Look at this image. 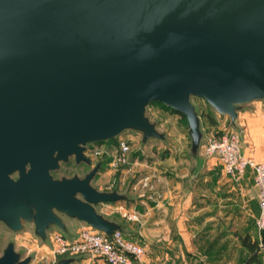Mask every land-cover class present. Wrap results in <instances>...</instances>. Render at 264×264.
<instances>
[{
	"label": "water",
	"instance_id": "water-1",
	"mask_svg": "<svg viewBox=\"0 0 264 264\" xmlns=\"http://www.w3.org/2000/svg\"><path fill=\"white\" fill-rule=\"evenodd\" d=\"M200 98L238 117L264 101V0H0V222L34 224L43 241L63 216L112 235L99 204L126 200L84 178L53 173L89 144L139 132L164 139L155 102L184 115L197 154ZM18 173V179L12 175ZM13 243L0 264H30ZM64 258L57 264H71Z\"/></svg>",
	"mask_w": 264,
	"mask_h": 264
},
{
	"label": "crops",
	"instance_id": "crops-1",
	"mask_svg": "<svg viewBox=\"0 0 264 264\" xmlns=\"http://www.w3.org/2000/svg\"><path fill=\"white\" fill-rule=\"evenodd\" d=\"M209 112L221 122L220 114ZM237 118L243 155L264 163V103L255 101L249 109H241ZM189 160L173 164L169 170L173 177L166 179L156 173L151 193L132 199L126 196L116 216L109 219L121 226L127 239L145 247L142 264H235L234 257H229L231 235L230 227L223 224L224 216L235 221L238 215L250 214L257 230L259 205L254 171L248 169L240 178L230 177L218 159H207L202 151L193 154L191 150ZM180 164L188 170H181ZM126 208L136 213L138 220L124 217ZM246 236L257 241L260 249L261 240L255 230L250 236L237 237L240 247L248 252L240 242ZM260 254L254 262L249 254L248 264L263 263Z\"/></svg>",
	"mask_w": 264,
	"mask_h": 264
},
{
	"label": "rangeland",
	"instance_id": "rangeland-1",
	"mask_svg": "<svg viewBox=\"0 0 264 264\" xmlns=\"http://www.w3.org/2000/svg\"><path fill=\"white\" fill-rule=\"evenodd\" d=\"M192 102L201 117V131L203 136L199 152L202 151L203 153L205 143L212 136H217L221 132H226L228 130L241 132L240 125L238 126L237 123L238 118L232 121L229 116L220 115V117H222L220 122L212 116L213 122H210L205 115H208L210 113L209 111H211L212 114L214 113V115L217 112L203 99L194 97L192 98ZM262 103L264 102L262 101ZM254 104L255 102L243 105L241 109H249ZM166 107L164 104L162 105L159 102H155L147 109V116L150 118L151 122L156 124L158 131L164 134V139H151L147 142H143L141 133L126 131L115 140L89 144L87 146L86 156L90 157L93 161L91 169L98 164L102 165L93 180L92 184L94 187L103 192L118 191L129 199L136 198L140 194H148L153 191L152 185L153 181L156 179V173L166 179L171 176L173 177V175L169 174V170L173 164L175 163L177 166L179 160L183 161L186 159L187 161V159H190L192 141L189 134L187 119L172 111L171 108ZM220 124L223 126L221 129L218 128ZM121 142L126 143L130 147V151L126 155L121 151ZM121 157H125L127 162H119ZM203 157H206L204 153ZM206 158L217 160V158L214 157ZM61 166L62 168L59 171L53 173L56 179H61L63 177L71 178L75 175L83 177L88 171L86 167L76 166L73 162L62 164ZM179 166H181V164ZM186 167L185 170V167L181 166V170L187 171L188 166ZM183 171L180 172L181 175L185 174ZM146 178H148L147 186L144 184ZM124 201L99 204L96 209L100 214L110 219L116 216V211L120 209L119 205L124 203ZM127 205L130 207L131 203L128 202ZM127 208L125 209V213L133 214L128 212ZM63 219L67 226V232L63 231L66 238L74 240L78 235L79 229L85 226V223L65 216ZM233 221L234 220L227 218V216H224L223 224L226 227H230L229 233L231 235V255L229 257H234L235 264H248L250 258L249 253L240 247L239 243H237V237L239 235L250 236L255 230L256 236L261 240L262 246L258 250V255L259 252H261L260 255L261 259H263V263L256 262L254 264H264V249L261 250V248H264V233L260 235L258 229H255L253 217L250 214L245 216L238 215L235 221ZM232 228L234 231H231ZM58 229L59 228L54 227L48 231L47 239L43 241L35 234L34 224L26 223L23 230L13 232L4 224L0 223L1 252L6 249L9 243H14L17 252L21 254L22 258H32L30 264H57V262L64 259L54 252L52 238L53 234L57 232ZM68 258L74 259V262L71 264H104L102 259L90 254L73 255Z\"/></svg>",
	"mask_w": 264,
	"mask_h": 264
},
{
	"label": "built area",
	"instance_id": "built-area-1",
	"mask_svg": "<svg viewBox=\"0 0 264 264\" xmlns=\"http://www.w3.org/2000/svg\"><path fill=\"white\" fill-rule=\"evenodd\" d=\"M121 151L126 155L130 151L129 145L120 144ZM206 157L217 158L227 175L240 178L248 169L254 171L255 186L258 190L259 216L256 219V227L259 234L264 233V163H259L242 153L240 133L228 130L217 136L210 137L203 147ZM119 162L126 163L127 159L121 157ZM148 185V178L145 180ZM124 216L129 220H138L136 213ZM54 252L60 256L71 257L79 254H90L102 259L106 264H142L146 250L141 244L127 239L121 230L114 231L112 235L95 230L85 224L82 226L74 240L57 231L53 234Z\"/></svg>",
	"mask_w": 264,
	"mask_h": 264
},
{
	"label": "trees",
	"instance_id": "trees-1",
	"mask_svg": "<svg viewBox=\"0 0 264 264\" xmlns=\"http://www.w3.org/2000/svg\"><path fill=\"white\" fill-rule=\"evenodd\" d=\"M162 104V103H161ZM163 105V104H162ZM165 106V105H164ZM166 107V106H165ZM168 108V107H166ZM170 108V107H169ZM172 111H174L173 109H171ZM175 113H177L178 115L185 117L184 115H182L181 113L174 111ZM204 116V115H203ZM207 116V118L209 119L210 122H213V117L212 115L209 113ZM221 134V133H220ZM218 134V135H220ZM65 235V233H64ZM66 236V235H65ZM240 242L242 244V246L248 250L251 258L250 261L254 262L255 260H257V255H258V250H259V243L257 241H252L250 239V237L246 236V237H241L240 238ZM63 258L67 257V256H62Z\"/></svg>",
	"mask_w": 264,
	"mask_h": 264
},
{
	"label": "flooded vegetation",
	"instance_id": "flooded-vegetation-1",
	"mask_svg": "<svg viewBox=\"0 0 264 264\" xmlns=\"http://www.w3.org/2000/svg\"><path fill=\"white\" fill-rule=\"evenodd\" d=\"M85 155H86V152H85ZM91 161H92V159L90 158V157H88ZM71 162H73L76 166H84V167H86L87 169H88V171H87V173L86 174H84V176L83 177H80V178H84L88 173H90L91 172V170L94 168V167H96V166H94L92 169H91V167H92V164H93V161H92V163L91 164H87V163H85V162H81V163H77L76 162V160H75V158L74 157H72V158H70V160H69V162L68 163H63V164H69V163H71ZM62 165V164H61ZM61 168H62V166H61ZM60 168V169H61ZM59 169V170H60ZM58 170V171H59ZM75 176H78V175H75ZM12 178L13 179H18V173L16 172L15 174H13L12 175ZM92 183H93V181H92ZM93 185V184H92ZM63 218H64V216H63ZM1 223V222H0ZM1 224H3V223H1ZM25 222H23V228L25 227ZM5 225V224H4ZM6 226V225H5ZM7 227V226H6ZM8 228V227H7ZM9 229V228H8ZM9 230H11V229H9ZM23 230V229H22ZM12 231V230H11ZM21 231V230H20ZM58 231L59 232H61V233H63L64 234V232L62 231V230H60V229H58ZM14 232V231H13ZM19 232V231H18ZM9 244H11V243H9ZM8 244V245H9ZM14 244V243H13ZM15 245V244H14ZM8 247V246H7ZM6 247V248H7ZM15 249H16V247H15ZM5 250V249H4ZM4 250H3V252H4ZM17 251V250H16ZM3 252H1V248H0V253L2 254ZM19 253V252H18ZM25 258H27V257H25ZM25 258H22V259H25Z\"/></svg>",
	"mask_w": 264,
	"mask_h": 264
}]
</instances>
